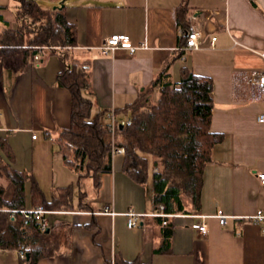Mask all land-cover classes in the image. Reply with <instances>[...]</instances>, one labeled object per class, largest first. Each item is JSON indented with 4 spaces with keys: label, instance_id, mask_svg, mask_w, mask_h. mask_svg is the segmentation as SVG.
<instances>
[{
    "label": "crops",
    "instance_id": "1",
    "mask_svg": "<svg viewBox=\"0 0 264 264\" xmlns=\"http://www.w3.org/2000/svg\"><path fill=\"white\" fill-rule=\"evenodd\" d=\"M50 1L44 9L63 0ZM64 1L67 21L76 27L77 46L70 58L89 67L91 94L86 95L94 101L93 115L118 111V121H128L124 110L164 71L178 85L188 69L212 79L211 130L224 139L213 147L204 168L200 212L167 217L169 249L157 252L164 224L154 216V170L150 177L148 167L146 180L137 181L125 167V154L116 153L113 170L102 175L100 187L88 180L85 191L80 189L60 146L72 111L70 91L58 82L61 55L43 47L26 70L6 67L2 39L8 28L0 23V186L6 188L5 199L11 201L15 192L2 173L6 166L28 173L49 201L56 191L72 189V208L47 214L57 252L37 264H114L117 257L142 264H264L263 226L246 220L264 209V185L257 177L264 173V123L258 121L264 98L254 100V89L243 78L264 72V0ZM184 4V20L196 24L202 37L198 50L181 55L179 8ZM18 6L17 0H0V8L12 10L11 30L18 27ZM112 35L128 36L137 50L120 47L103 54L100 47ZM152 96L158 99V88ZM32 182L25 184L27 209L35 208ZM105 207L115 215L100 213ZM130 210L145 215L134 228L127 226L125 213ZM219 211L228 217L225 225L215 217ZM198 223L206 224V234L194 227ZM27 255L0 249V264H28Z\"/></svg>",
    "mask_w": 264,
    "mask_h": 264
},
{
    "label": "trees",
    "instance_id": "2",
    "mask_svg": "<svg viewBox=\"0 0 264 264\" xmlns=\"http://www.w3.org/2000/svg\"><path fill=\"white\" fill-rule=\"evenodd\" d=\"M17 1V29H10L12 10L0 8V23L8 28L2 39V62L6 67L22 72L39 48H52L60 53L63 68L58 82L70 91L72 98L71 123L61 133L60 146L65 163L78 176L80 189L84 190L88 180L99 188L102 175L113 170L116 151L124 149L126 169L142 183L148 177L147 157L152 158L153 197L157 211L162 207L168 215L199 213L204 168L211 161L213 147L224 139L223 134L211 130L212 79L184 69L181 81L176 85L164 71L148 91L124 110L129 113L130 124L121 126L118 111L93 115L94 101L86 95L91 92V74L88 66L71 61V49L77 46L76 27L67 21L65 8L48 10L37 0ZM179 11L186 31L189 24L183 17L188 11L187 4ZM184 45L183 36L181 48ZM180 52L183 55L184 52ZM153 88L159 89L157 100L152 96ZM113 117L118 124L114 129ZM2 173L14 185L15 192L12 200L7 201L6 188L0 186V249L28 254V260H23L37 264L40 259L57 252L58 240L51 232L42 231L36 220L28 219L21 212L12 215L14 210L26 209L25 184L28 180L33 181L32 204L46 210L72 208V189L66 187L56 191L49 201L28 173L14 171L8 166ZM81 193L82 198L85 197L86 193ZM156 219L164 224L163 242L156 251L166 252L172 232L169 218ZM114 264L142 263L117 257Z\"/></svg>",
    "mask_w": 264,
    "mask_h": 264
},
{
    "label": "built area",
    "instance_id": "3",
    "mask_svg": "<svg viewBox=\"0 0 264 264\" xmlns=\"http://www.w3.org/2000/svg\"><path fill=\"white\" fill-rule=\"evenodd\" d=\"M182 34L185 37V45L184 47H182L184 53L191 50H198L201 47V37H202L201 30L196 24H190L188 29H186V31L183 30ZM215 41H216V37H213L210 43L211 47L215 46ZM120 47L127 48L132 53L137 50V47L132 45L130 38L126 35H112L111 37L106 38L104 45L100 47V50L102 51L103 54H108ZM243 78L245 79L246 84L253 87L254 92L252 98L254 100H259L261 98H264V72L253 71L244 75ZM258 121L264 123V114H261L258 117ZM130 123L131 121L128 120L127 122H122L121 125L130 124ZM115 125L117 126L118 124H115V119L113 117V129L115 128ZM33 137L36 138L37 136L34 135ZM116 152L124 153V149H118ZM257 177L260 180V182L264 185V173L257 174ZM16 212L23 213L24 215H26L28 219L36 220L42 231H47L50 228V221L49 218L47 217L49 211L44 209L43 207H35L32 209L26 208L20 211L14 210L12 212V215H14ZM100 213L115 215V213L112 212L109 207H105ZM125 216L127 218L128 228H134L140 224V221L142 220V218H144L145 215L130 210L127 213H125ZM154 216L167 218L172 215L165 214L162 211V207H160L159 211L156 212ZM215 217L219 219L221 225H225L227 223L228 217L224 215L222 211H219ZM246 220L262 225L263 226L262 231L264 232V209L258 210L254 215L247 217ZM164 223L166 224L167 222L164 221ZM194 227H196L202 234L207 233L206 224L198 223L195 224Z\"/></svg>",
    "mask_w": 264,
    "mask_h": 264
},
{
    "label": "rangeland",
    "instance_id": "4",
    "mask_svg": "<svg viewBox=\"0 0 264 264\" xmlns=\"http://www.w3.org/2000/svg\"><path fill=\"white\" fill-rule=\"evenodd\" d=\"M37 1H39V3H41V5H47L48 3H50L51 4V1L50 0H37ZM57 6V5H56ZM55 5H53L52 6V8L54 9L55 7H56ZM125 122H127V121H125ZM120 124H122V121L120 120ZM147 158H149V172H150V177H151V173H152V171H153V164H152V158L151 157H147Z\"/></svg>",
    "mask_w": 264,
    "mask_h": 264
},
{
    "label": "water",
    "instance_id": "5",
    "mask_svg": "<svg viewBox=\"0 0 264 264\" xmlns=\"http://www.w3.org/2000/svg\"><path fill=\"white\" fill-rule=\"evenodd\" d=\"M65 7V1L63 0L59 5H57L55 8H64ZM123 126V125H121ZM50 229H48L46 232H49ZM28 257V255H27Z\"/></svg>",
    "mask_w": 264,
    "mask_h": 264
}]
</instances>
